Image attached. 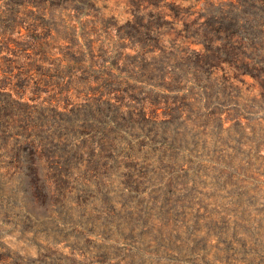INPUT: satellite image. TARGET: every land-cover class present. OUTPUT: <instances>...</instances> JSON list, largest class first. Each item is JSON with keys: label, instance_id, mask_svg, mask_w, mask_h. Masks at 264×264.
Here are the masks:
<instances>
[{"label": "rangeland", "instance_id": "rangeland-1", "mask_svg": "<svg viewBox=\"0 0 264 264\" xmlns=\"http://www.w3.org/2000/svg\"><path fill=\"white\" fill-rule=\"evenodd\" d=\"M0 264H264V0H0Z\"/></svg>", "mask_w": 264, "mask_h": 264}, {"label": "trees", "instance_id": "trees-1", "mask_svg": "<svg viewBox=\"0 0 264 264\" xmlns=\"http://www.w3.org/2000/svg\"><path fill=\"white\" fill-rule=\"evenodd\" d=\"M205 63H206V64H210V65H208V66H212V67H214V65H215V63H212L209 59H207V60L205 61Z\"/></svg>", "mask_w": 264, "mask_h": 264}]
</instances>
